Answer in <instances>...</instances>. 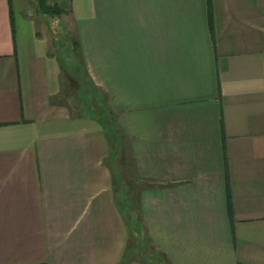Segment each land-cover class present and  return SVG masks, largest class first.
<instances>
[{
	"label": "crops",
	"instance_id": "obj_1",
	"mask_svg": "<svg viewBox=\"0 0 264 264\" xmlns=\"http://www.w3.org/2000/svg\"><path fill=\"white\" fill-rule=\"evenodd\" d=\"M46 1L70 78L0 0V264H264V0Z\"/></svg>",
	"mask_w": 264,
	"mask_h": 264
},
{
	"label": "rangeland",
	"instance_id": "obj_2",
	"mask_svg": "<svg viewBox=\"0 0 264 264\" xmlns=\"http://www.w3.org/2000/svg\"><path fill=\"white\" fill-rule=\"evenodd\" d=\"M29 8L31 9V15L38 19L40 22H46L48 28L54 36V51L62 64V69L65 72V76L70 78V75L74 71L73 63L71 61L69 42L66 43V31L65 24L63 22V11L59 8V11L54 9L52 2L40 0H27ZM67 28V27H66ZM69 48V50H68ZM108 119V118H107Z\"/></svg>",
	"mask_w": 264,
	"mask_h": 264
},
{
	"label": "trees",
	"instance_id": "obj_3",
	"mask_svg": "<svg viewBox=\"0 0 264 264\" xmlns=\"http://www.w3.org/2000/svg\"><path fill=\"white\" fill-rule=\"evenodd\" d=\"M44 1H45V0H40L41 3H43ZM54 9H55L56 11H59V8H58L57 6H55V5H54ZM136 238H137V237H136ZM137 240H138V239H137ZM137 240H136V241H137ZM136 243H139V240H138ZM144 247H145V245L142 243V245H141L140 248L144 250ZM147 257H148V258H151V253H150V252H147Z\"/></svg>",
	"mask_w": 264,
	"mask_h": 264
}]
</instances>
